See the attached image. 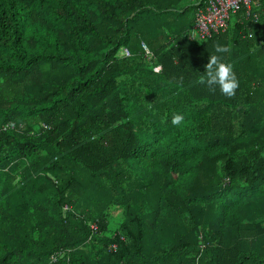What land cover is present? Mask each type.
I'll list each match as a JSON object with an SVG mask.
<instances>
[{
    "label": "trees",
    "instance_id": "trees-1",
    "mask_svg": "<svg viewBox=\"0 0 264 264\" xmlns=\"http://www.w3.org/2000/svg\"><path fill=\"white\" fill-rule=\"evenodd\" d=\"M208 1L0 0V264H264V0Z\"/></svg>",
    "mask_w": 264,
    "mask_h": 264
},
{
    "label": "clouds",
    "instance_id": "clouds-1",
    "mask_svg": "<svg viewBox=\"0 0 264 264\" xmlns=\"http://www.w3.org/2000/svg\"><path fill=\"white\" fill-rule=\"evenodd\" d=\"M229 51L230 49L227 46L214 45V53L209 54L208 62L204 65L203 75L199 79V83L204 84L213 93L218 86L222 94L231 97L235 95V90L239 86L238 80L232 66L224 62L220 55H217V53ZM182 121L183 117L181 115H175L172 119L174 125Z\"/></svg>",
    "mask_w": 264,
    "mask_h": 264
},
{
    "label": "built area",
    "instance_id": "built-area-1",
    "mask_svg": "<svg viewBox=\"0 0 264 264\" xmlns=\"http://www.w3.org/2000/svg\"><path fill=\"white\" fill-rule=\"evenodd\" d=\"M250 1L251 0H209L204 10H198L196 14L193 26L194 31L200 36L208 35L211 31H223L226 28L224 21L227 19L229 11L235 10L240 5L248 7ZM90 228H94V225L90 224ZM51 259H53V257H51Z\"/></svg>",
    "mask_w": 264,
    "mask_h": 264
}]
</instances>
